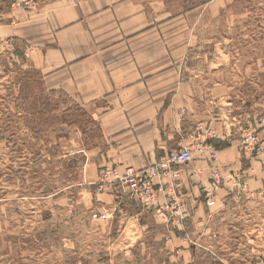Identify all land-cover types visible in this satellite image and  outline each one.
Wrapping results in <instances>:
<instances>
[{
    "label": "rangeland",
    "instance_id": "rangeland-1",
    "mask_svg": "<svg viewBox=\"0 0 264 264\" xmlns=\"http://www.w3.org/2000/svg\"><path fill=\"white\" fill-rule=\"evenodd\" d=\"M50 1L0 0V24ZM139 1L162 18L207 7L195 14L207 28L197 33L207 45L197 72L219 73L233 96L224 119L240 133L251 126L264 142V0ZM22 43L0 32V264L264 261V182L229 194L220 211L213 196L201 240L175 239L134 195L102 179L110 165L95 173L94 154L105 147L95 121L61 91L43 88Z\"/></svg>",
    "mask_w": 264,
    "mask_h": 264
},
{
    "label": "crops",
    "instance_id": "crops-1",
    "mask_svg": "<svg viewBox=\"0 0 264 264\" xmlns=\"http://www.w3.org/2000/svg\"><path fill=\"white\" fill-rule=\"evenodd\" d=\"M206 8L162 18L139 0H53L29 16L16 9L11 23L0 24L5 37L19 38L29 49V65L41 75L43 88L61 91L95 121L105 146L103 154L99 148L94 154L95 173L105 164L120 172L151 165L189 145L198 123L214 131L216 158L194 149L192 161L179 166L176 192L189 210L186 229L167 223L155 206H143L175 239L190 242V233L201 240L211 220L215 203L205 201L202 187L213 170L226 180L214 195L222 202L218 210L238 191L233 178L245 181L249 193L264 182V147L244 153L239 136L246 128L240 133L224 119L233 96L223 78L217 70L197 72L201 49L207 48L197 33L207 28L206 19L196 21L195 14Z\"/></svg>",
    "mask_w": 264,
    "mask_h": 264
},
{
    "label": "built area",
    "instance_id": "built-area-1",
    "mask_svg": "<svg viewBox=\"0 0 264 264\" xmlns=\"http://www.w3.org/2000/svg\"><path fill=\"white\" fill-rule=\"evenodd\" d=\"M29 51L28 48L25 52ZM264 123V117L260 119ZM264 127V124H262ZM215 135L212 129L202 127L201 124L194 126L190 135L189 145H180L178 148L169 151L162 159L139 170L127 168L120 172L116 167H105L101 173L104 180L117 182L120 186L130 192L136 199L146 207H154L157 215L165 217L167 222L171 221L175 227L185 230L189 210L181 201V196L176 192L180 178V165H184L193 159V150L208 151L209 157L216 158L217 149L210 142ZM240 142L241 149L246 154L260 153L263 150V141L255 134L251 126L245 129ZM264 171V170H263ZM238 182L241 190L246 189V182L233 178ZM225 176L220 170L212 171L207 185H203L202 192L205 200L210 203L215 192L225 184ZM256 264H264L260 261Z\"/></svg>",
    "mask_w": 264,
    "mask_h": 264
},
{
    "label": "trees",
    "instance_id": "trees-1",
    "mask_svg": "<svg viewBox=\"0 0 264 264\" xmlns=\"http://www.w3.org/2000/svg\"><path fill=\"white\" fill-rule=\"evenodd\" d=\"M20 55V54H19ZM19 58H21L22 59V56H19ZM24 58V57H23ZM35 70V69H34ZM37 74H38V76H39V78L41 79L42 77H41V75L39 74V72L37 71ZM41 84H42V82H41ZM49 91V93H54L55 91L54 90H48ZM28 127H29V125H27ZM176 232H177V234H179L180 232L178 231V230H176Z\"/></svg>",
    "mask_w": 264,
    "mask_h": 264
}]
</instances>
